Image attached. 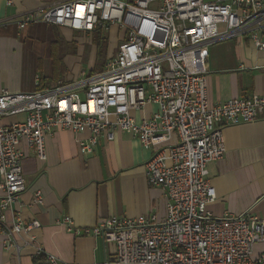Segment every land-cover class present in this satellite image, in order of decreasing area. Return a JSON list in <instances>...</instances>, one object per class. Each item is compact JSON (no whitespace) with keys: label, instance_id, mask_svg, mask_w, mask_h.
<instances>
[{"label":"built area","instance_id":"built-area-1","mask_svg":"<svg viewBox=\"0 0 264 264\" xmlns=\"http://www.w3.org/2000/svg\"><path fill=\"white\" fill-rule=\"evenodd\" d=\"M38 23L85 34L117 27L125 38L100 72L82 71L73 83L30 93L0 92V117L26 116L0 126V227L9 247L19 250L14 241L22 234L34 241L42 227L8 219L27 189L20 142L45 161V139L59 131L90 133L78 140L82 154L123 131L152 153L145 174L165 192L166 216L112 217L87 231L114 245L115 258L104 264H264V254L254 258L255 245L264 243V218L216 217L208 209L216 198L208 164L225 156L223 129L264 120V97L210 105L207 89L211 46L246 38L264 50V0H69L29 13L17 26ZM147 105L157 111L138 121ZM62 224L72 231L70 218ZM35 259L61 264L42 249Z\"/></svg>","mask_w":264,"mask_h":264},{"label":"crops","instance_id":"crops-1","mask_svg":"<svg viewBox=\"0 0 264 264\" xmlns=\"http://www.w3.org/2000/svg\"><path fill=\"white\" fill-rule=\"evenodd\" d=\"M66 1L0 0V92L30 93L39 86L46 89L60 81H76L81 72L64 69L60 38L85 33L46 23L23 30L17 26L25 15ZM207 67L210 105L255 95L264 97V50L248 39L222 40L211 46ZM157 108L147 105L135 116L141 121ZM25 118L24 114L0 117V126ZM223 131L225 156L208 164V180L216 191L208 209L216 217L250 213L264 218V120L226 126ZM115 135L113 141L101 137L93 153L82 154L78 140L89 139L90 133L78 136L59 131L45 139V161L36 157L26 141L20 142L27 189L8 219L17 215L25 222L37 220L42 227L34 233V241L27 235L16 236L14 245L19 250L9 247L0 227V264H37L39 249L61 264H104L115 258L114 245L87 231L112 217L154 214L165 218V192L150 186L145 174L152 153L131 134L117 131ZM38 193L41 200L35 201ZM64 217L72 221V231L62 224ZM262 254L264 243H258L254 258Z\"/></svg>","mask_w":264,"mask_h":264},{"label":"rangeland","instance_id":"rangeland-1","mask_svg":"<svg viewBox=\"0 0 264 264\" xmlns=\"http://www.w3.org/2000/svg\"><path fill=\"white\" fill-rule=\"evenodd\" d=\"M93 34V33H92ZM91 34V35H92ZM109 39L108 51L105 57L106 62L116 54V48L119 43L124 42L125 32L120 31L115 27L110 32L106 33ZM86 34H75L70 38L62 35L61 51H63V67L68 72L80 73L89 70L93 72H100L103 68V59L100 61L97 57V47L93 44V37H86ZM100 61V62H97Z\"/></svg>","mask_w":264,"mask_h":264},{"label":"trees","instance_id":"trees-1","mask_svg":"<svg viewBox=\"0 0 264 264\" xmlns=\"http://www.w3.org/2000/svg\"><path fill=\"white\" fill-rule=\"evenodd\" d=\"M106 33L107 32L101 28L97 29L93 33V44H95V46L97 47V57L100 61L103 59V68L101 70H103L106 65L105 57L107 55L108 45H109V41H108L109 37L107 36ZM94 73L95 72L90 71L89 74L92 75ZM38 89H43V88L39 86Z\"/></svg>","mask_w":264,"mask_h":264}]
</instances>
